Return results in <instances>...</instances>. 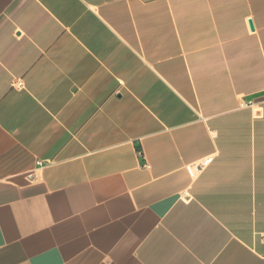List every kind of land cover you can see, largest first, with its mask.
<instances>
[{"label":"crops","instance_id":"crops-1","mask_svg":"<svg viewBox=\"0 0 264 264\" xmlns=\"http://www.w3.org/2000/svg\"><path fill=\"white\" fill-rule=\"evenodd\" d=\"M263 93L264 0H0V264H264Z\"/></svg>","mask_w":264,"mask_h":264},{"label":"built area","instance_id":"built-area-1","mask_svg":"<svg viewBox=\"0 0 264 264\" xmlns=\"http://www.w3.org/2000/svg\"><path fill=\"white\" fill-rule=\"evenodd\" d=\"M242 102H243L244 107L246 108L262 107L264 105V93L257 95V96H251V97L245 96L242 98ZM139 153L142 157L143 156L142 152H139ZM213 161H214L213 157L206 158L202 160L201 166L206 167L210 165L211 163H213Z\"/></svg>","mask_w":264,"mask_h":264},{"label":"water","instance_id":"water-1","mask_svg":"<svg viewBox=\"0 0 264 264\" xmlns=\"http://www.w3.org/2000/svg\"><path fill=\"white\" fill-rule=\"evenodd\" d=\"M250 24H251V28L254 29V25H253V23L251 22Z\"/></svg>","mask_w":264,"mask_h":264}]
</instances>
